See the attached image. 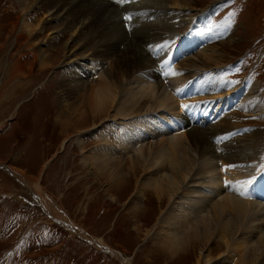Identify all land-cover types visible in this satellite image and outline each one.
I'll use <instances>...</instances> for the list:
<instances>
[{
  "label": "rangeland",
  "instance_id": "obj_1",
  "mask_svg": "<svg viewBox=\"0 0 264 264\" xmlns=\"http://www.w3.org/2000/svg\"><path fill=\"white\" fill-rule=\"evenodd\" d=\"M26 1L29 6L33 2V0ZM37 1L38 3H34L35 5L24 13L17 5V0H0V264H124L118 259L120 256V258L130 257L131 261L128 260V264H194L199 256V250L172 256L169 259L171 256L167 258L168 251L164 247V242L161 239L157 240L158 238L154 239L155 235L158 237V234L153 232L154 228L151 229L155 220L148 221L146 218L152 215L151 213L154 212L152 209L155 208L151 198L152 193L149 190H143L139 202L134 201L132 194L137 183L136 178L131 183H122L115 190L111 185L113 181L109 172L95 167L92 163L93 158L85 159L86 155H95L98 150L94 148L100 142L102 143L104 134L110 136L109 140L116 141L124 132L125 124L128 122L126 120H130L128 117L125 118L126 120H120L118 117L111 120H109L111 117L99 120L97 117L99 112H88V110L83 115L74 116L72 109L67 107L71 102L79 111L89 107L86 97L90 84L96 85L97 77L113 63L112 60L116 57L115 52L112 56H108L103 51V47H98L95 53H92L93 48L90 45L80 47L85 39L81 32L84 29H81L79 25L73 26L72 23L70 27L68 24L70 14H64L65 7L49 3L51 0ZM108 1L116 2V0ZM132 1L138 0H122L118 4L124 5ZM145 1L147 10L150 7L148 5H161L160 11L152 10L153 14L149 11L151 14L144 17L154 25L162 26L172 13L176 15L171 20L170 28L174 31L173 33L159 32L162 37L158 35L159 33H155L156 35L147 38L148 41L145 43L140 42L143 49L146 47L144 50L148 56L151 57V53L154 59H157L160 53L155 55V48L151 50L153 46L158 44L166 48L163 58L160 57L154 63L158 71L155 67L149 71L165 74L163 77L159 75L164 84L170 81L165 78L167 74H170V78L174 76L171 79V81L174 80L173 89L180 86L182 91H185L183 88L195 90L188 100H186L185 91L181 106L183 109V105L188 102V106L183 111L190 108L199 110L201 116L197 117L196 126L220 128L225 124L222 122L225 115L227 121H233V125L230 123L232 127H235L234 124L238 125L235 127L237 133L231 134L232 130H229L228 137L236 139L235 147L242 146L244 149L242 151L246 154L241 151L239 155H233L229 164L241 166L240 169L244 166L250 173L247 176L248 180L256 175L253 182V184L256 182L255 186L246 185V188H257L254 190L257 195L252 194L253 189L249 195L259 200L258 188L262 187L260 184L264 181V0H190L189 5L193 9L190 6V8H184L173 5L170 0ZM157 2L159 4H156ZM144 7L142 5L138 7L134 18L133 13H127V10L119 15V19H123L121 25L126 28L124 30L128 32H125L128 38L133 35L134 30L138 29L135 28L132 31L131 26H134L138 13H142L141 10ZM126 16L133 18L131 22L125 19ZM32 17H35L33 25H43L44 30L37 31L29 37L22 24L24 20ZM199 23L214 27L215 31L212 30L211 39L204 38L208 34V29L201 31L198 27ZM172 34L178 36V40L176 38L174 43L167 39ZM179 41L185 45L181 43L182 49H177ZM126 42H119L115 48L120 52L124 51ZM208 43L209 45L212 43L217 48L221 47L217 49L216 57H221L218 64L209 62L205 64L207 67L202 69H193V66L177 67L182 64L181 61L185 57H193ZM53 50L55 57L50 59L48 65H40L43 63L40 55L49 58ZM171 50L176 52L172 51L170 57L179 53L174 63L170 58L165 60ZM20 55H24L26 66L32 65V72L26 77L27 81H22L19 76L10 75L8 72L14 59ZM199 59H202L201 56L191 60L199 62ZM75 63L83 64L80 72L73 67ZM173 65H176L174 69H172ZM193 70H197L193 72L194 75L179 81L181 84L177 86L179 73ZM65 71H72L76 75H72L73 78L68 77L70 82L59 87V81ZM146 76L143 77L146 78ZM124 82L122 81V88L131 85L130 79ZM229 84L231 87L228 86ZM72 85H79L82 88L76 91L75 95L69 94ZM242 85L245 86L244 89L241 88ZM133 86L136 87L137 84ZM236 91H240V94L244 96L243 100L240 98L241 103L235 100L238 97ZM252 96H256L258 101L253 102ZM122 99L126 102L125 97H121V101ZM257 103L258 105H255ZM180 109H175L171 114L183 113ZM166 110L156 111L154 114L151 108L147 112L150 111L156 117L158 113H164ZM232 110L235 112V118L229 119L227 113ZM66 111H69L65 114L68 121L60 124L58 119L61 120ZM110 114L116 116L118 112L116 109H110ZM141 114L146 115L145 111ZM141 114H138L141 120L136 117L141 125L144 120L146 123H152L148 122V116L140 117ZM132 118L134 120V117ZM167 121L166 117L162 119V122ZM92 122H94L93 125ZM186 123L188 122L185 121L184 126L189 124ZM104 124L109 125V128L106 126L105 133L100 130ZM79 128H87V130L80 133L81 131L77 132ZM152 128L153 132H150L148 128L147 131L143 129L144 131L141 132L143 134L136 138L140 141L135 144L136 148L140 144L155 146L164 139V136L160 134L161 130ZM184 129L187 130V127ZM96 130L98 131L95 132ZM109 131L116 132L110 135L107 134ZM254 132H256L255 136ZM143 137L144 140H141ZM80 138H83L82 146L78 145ZM217 142H219L218 139ZM248 144L258 151L259 157L263 159V161L260 160L261 163L255 164L253 159L247 158L252 154L251 151L248 152L250 149ZM231 150V153L236 151V149ZM134 152V149H131L126 153H119L121 154L119 160L123 162L121 165L123 171H126L130 165ZM242 156H246V159L242 160L240 158ZM218 164L220 166L219 161ZM6 165L24 170L23 175L31 178L33 184L42 186L43 193L88 234V239L55 222L52 216L34 200L23 199L19 194L17 195L22 188L3 168ZM251 165L255 168L252 172L249 170ZM258 167L261 168L258 169ZM168 169L167 164L165 170ZM257 169L259 172H256ZM143 173H139L137 179L142 178ZM248 173L245 172V174ZM188 180L185 183L190 184ZM188 184L182 187L185 192H187ZM194 184L199 186L200 190L206 188L204 182H194ZM219 198L220 195L216 196L215 200ZM260 202L264 204V200ZM135 206L150 209H147L145 213V211H136L138 208ZM152 206L154 207L151 208ZM90 238L98 240L107 248L98 247ZM216 240L203 246L201 251L202 254L210 251L209 255L213 256L212 262L209 261L211 264L215 263L213 260L222 250V248L213 249ZM222 257L224 258V254H221L220 258L223 259ZM237 257L235 254L231 264ZM237 260L236 264H241L239 258ZM261 261V264H264V259Z\"/></svg>",
  "mask_w": 264,
  "mask_h": 264
},
{
  "label": "bare ground",
  "instance_id": "obj_2",
  "mask_svg": "<svg viewBox=\"0 0 264 264\" xmlns=\"http://www.w3.org/2000/svg\"><path fill=\"white\" fill-rule=\"evenodd\" d=\"M36 2L38 3L37 0H33L29 6L28 1L17 0V5H19L22 12L25 13V11L31 8L32 5H35ZM144 2L146 3L145 0H138L124 5L118 4L114 1L109 2L108 0H51L49 2L58 7H65L64 14H70V20H68L70 27L73 24V26L79 25L81 29H84L81 32L85 39H83L84 42L80 44V47L90 45L92 46L91 48H93L92 53H95L98 47H103V51L106 55L112 56L114 52L116 55L112 60L113 63L111 62L112 64L105 69L104 73H101L97 77L96 85L90 84V90L86 97L89 107L85 110L79 111L77 107H73L72 102L67 106L69 107L68 109H72L74 116L83 115L84 112L88 110V112H99L97 114L99 120L105 118L109 119L108 117H111L109 120L115 119L116 117L120 120H126V117H128V119L130 118V120H126L128 122L125 124L126 127L124 132L122 131L123 134L119 135L120 137H118L116 141L109 140L110 136H105L106 134H104L102 137L104 139L102 143L100 142L94 148L98 150L95 155H86L85 159L93 158L92 163L95 167H99L100 169H104L105 172H109L111 180L113 181L111 185H113L115 190L116 188H119L122 183H131L133 179L136 178L137 183L134 194H132L134 196H132L134 201H140L143 190H149V192L152 193L151 198L155 208L152 209L154 210V212L151 213L152 215L146 218L148 221H152V219L155 220L151 229L154 228L153 232L158 234V237L155 235L154 239L158 238L157 240L161 239L164 242V247H166L168 251L167 258L171 256L169 258L171 259L172 256L183 255L189 252L193 253L194 251L199 250V256L194 264H207V262L213 259V256L209 255L210 251L206 254H202V248L209 242L217 239L215 241V248L213 249L220 250L222 248V250L221 252L219 251V255L213 260L215 263L212 264H231L235 254L238 257L234 260L233 264H236L238 258L239 261H241V264H261V260L264 259V204L260 202L262 199L260 200L258 198L259 200H257L256 198H251L253 195L250 196L249 191H247L248 188H246L244 182L248 180L247 176L250 174L247 172L248 170L245 169L244 166L243 169H240L241 166H230L229 164L233 159V155H239L238 153L243 149L242 146L241 148L239 146L235 147L236 144H234V141L236 139L228 137L230 136L229 130H232L231 134L237 133L235 127L238 125L234 124L235 127H232L233 121H227L228 119L225 115L224 117L226 118L223 117L222 119V122L225 124L222 123V125L220 121V124L222 125L220 128H213L216 126H196L195 123L197 122V117L201 116V114L199 113V110H195L194 108H191L190 111H185V113L178 112L177 110V114H171L175 109L181 108V111L185 109V106H188V102L183 105V109L181 106L184 100L185 91L186 100H188L195 90L190 88L182 91L179 86L181 82L179 81H183L184 78L189 77L192 74L194 75L193 72L197 70L179 73L180 76H177V86L179 87L176 89H173L174 80L171 81L174 76L170 78V74H167L165 78H167V81L170 79V81L168 84H164L159 75H162L161 77H163L165 74H162L161 72L156 74L149 71L150 69H154L153 67L157 70L154 63L157 62L160 57L161 59L163 58V53L166 52V48L163 46L161 47L160 45L159 47L158 44L155 46L152 45L153 48L151 50L155 48L154 54L156 55L157 53H160L158 58L154 59L151 53V57L148 56L145 52L146 50H144L146 47L143 49L140 42L145 43L148 41L147 38L153 37L156 35L155 33H173L174 31H172L170 26L172 18L176 17V15L172 13L169 19H164L166 22L163 23L162 26L154 25V23L152 24L145 20L144 17L151 14H149V11H160L161 5H148L150 7L149 10H147ZM170 2L173 5L182 6L184 8L191 7L189 5L190 0H170ZM156 4L159 3L157 2ZM141 5L144 7L141 10L142 13H138V18L135 19L136 25L134 24V26H131L132 31L135 28L138 29L134 30L133 35L128 38L125 33L127 32L125 31L126 28H123L121 25V20L123 21V19L121 18L120 20L119 15H121L124 10H127V13H133L134 18L137 15L136 10H138V7H141ZM191 9H193V7H191ZM33 19H35V17L26 19L22 24L24 31L29 34V37L37 31L44 30L43 25H33ZM131 19L128 21L131 22ZM209 26L210 25L205 24L201 25V23H199L198 26L201 31L208 29V34L204 37L206 39H211L213 37L212 30H214V27ZM158 35L161 36L160 33ZM176 38L178 40V36L174 34L167 37L169 42L172 43L176 42ZM125 41L127 42L124 51L120 52L119 49L115 48L116 44ZM181 43L182 41L178 42L177 49L183 48ZM182 44L184 45V43ZM220 48L213 46L212 43H210V45L208 43L205 48L199 50L193 55V57H185V59L181 61L182 64H179V66L177 65V67L193 66V69H202L207 67L205 64L209 62L218 64L221 57L217 58L216 56L218 54L217 49ZM68 49L69 48H67V50ZM172 51L174 52V50H171L165 60L170 58L172 63H174L175 58L179 53L170 57V53H173ZM53 53H55L54 50L50 52L51 56H49V58L40 55V60L43 62L40 63V65H48L50 59L55 57V54ZM196 56H201L202 59H199V62H194L193 60ZM73 67L80 72L81 67L83 69V64L75 63ZM174 67H176V65H173L172 69H174ZM31 68L32 65L26 66L24 55H20L14 59L8 72L10 75H17L22 81H25L26 77L32 72ZM114 71L117 72L114 73ZM72 75L76 74L72 71H65V74L59 81V87H63L69 83L70 81H68V77L73 78ZM144 75H147L146 78L143 77ZM114 76H116V78ZM152 77L154 78L153 81ZM128 79H130L131 85L122 88V81L124 82ZM133 84H137V86L135 87ZM209 86L211 88L210 84ZM228 86L231 87L230 84ZM80 88H82V86L72 85L69 94L73 93V95H75L76 91H79ZM241 88L244 89L245 86L242 85ZM236 95L238 97L235 100H239V103H241L244 97L243 94H240V91H236ZM121 97H125L126 102H124V99L121 101ZM240 98L242 100H240ZM192 99L193 98H191V100ZM252 101H258L256 96H252ZM178 104L180 105L179 107ZM255 105H258V103ZM151 108L154 111V114L156 111L167 110L164 113H158V115L154 117L155 115H153V113H150V111L147 112V110H150ZM110 109H116L118 115H111ZM236 109L237 108H235V110ZM75 111H78V113L75 114ZM144 111L146 114L145 116L144 114H141ZM68 113L69 111H66V113H63L62 115V119H58L60 124L68 121V117L65 115ZM234 113V110L227 113L229 119L235 118ZM138 114H141L140 117L148 116V122L152 123H146V120H144V123L141 122V125L139 123L140 121L138 122V119L141 120ZM132 117H134V120ZM136 117H138L137 120ZM165 117L166 119L168 118V121L162 122V119ZM185 121L189 123H186L188 124L187 126H184ZM122 122L123 121H121V123ZM93 123L94 122H92V125ZM106 126L109 128V125L107 124H104L100 128V130H103V133H105L104 130H107ZM90 127L91 126H89V128ZM152 127L157 128V130L159 129V131L161 130L160 134L161 136H164V139L160 140L155 146H142L140 144V146L136 148L135 144L140 142L136 138L138 136L140 137V134H143L141 132L144 130L147 131V128L150 129V132H153ZM184 127H187V130L184 129ZM116 129L117 128L115 127V130ZM83 130H87V128H79L77 132L81 131L80 133H84L85 131ZM97 131L98 130L95 132ZM115 132L116 131H109L107 134L113 135ZM170 132L172 133L170 134ZM164 133L170 135H164ZM255 133L256 132H254V136ZM99 138L101 137L99 136ZM217 139L219 142H217ZM141 140H144V137ZM79 144L80 146L83 145V138L79 139L78 145ZM249 147L250 149L247 151H251L252 154L247 156V158L253 159L255 164L261 163L260 160L263 161V159L262 157H259L258 151L252 145ZM101 149H103V151ZM131 149H134L135 152L131 156L130 165L127 170L123 171L121 169L123 162L122 160H119L121 159V154L119 153H126ZM231 149H236L235 153H231ZM243 151L242 153H245ZM219 156L220 158H218ZM240 158L245 160L246 156ZM241 159L238 158V160ZM218 161L220 162V166ZM167 164L169 165V169L165 170ZM3 168L20 184L22 190H20L17 195L19 194L23 199L34 200L40 204L50 216H52L55 222L62 224L68 229H71L72 232L83 235L88 239V234L76 225L71 218L64 214L58 205L53 204L49 196L43 193L42 186L39 184H33L31 178L23 175L24 170L9 165L4 166ZM259 168L261 167H258V169ZM254 169L253 165L249 168L250 172ZM258 169L255 171L259 172ZM142 172H144L142 178L139 177L137 179L138 174ZM245 172L248 174H245ZM254 177H256V175ZM187 179H189L188 182L190 184L185 183ZM194 182H204L206 183V188L200 190V187L196 186ZM261 182L262 183L259 184L262 185L263 188L261 187L262 190H260L261 188H258V190H260L259 194L261 193V198H264V181ZM185 184L189 185L186 186L187 192L182 188ZM249 189L251 190L253 188ZM256 189H253L252 194H256L254 192ZM218 195H220V198L215 200V197ZM140 206L142 205L140 204ZM140 206H135L138 208L136 211H145L146 213V210L150 209L148 207L144 208ZM90 240L102 249L107 248L96 239L90 238ZM221 254H224V258L222 257L223 259L220 258ZM120 257H118V259L124 262V264H128V260L131 261L130 257ZM211 262H209V264H211Z\"/></svg>",
  "mask_w": 264,
  "mask_h": 264
},
{
  "label": "snow or ice",
  "instance_id": "obj_3",
  "mask_svg": "<svg viewBox=\"0 0 264 264\" xmlns=\"http://www.w3.org/2000/svg\"><path fill=\"white\" fill-rule=\"evenodd\" d=\"M116 2H117V3H121L122 0H116ZM131 18H132L131 16H126V17H125L126 20H130ZM185 107H186V106H185ZM254 180H255V177H253L252 179H249V180L245 181L244 183H245V185H252L253 182H254Z\"/></svg>",
  "mask_w": 264,
  "mask_h": 264
}]
</instances>
